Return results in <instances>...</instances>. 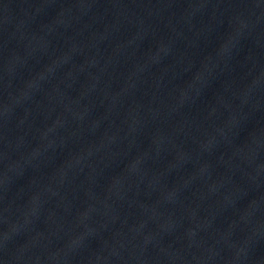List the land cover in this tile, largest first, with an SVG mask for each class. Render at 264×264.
<instances>
[{
	"label": "water",
	"instance_id": "obj_1",
	"mask_svg": "<svg viewBox=\"0 0 264 264\" xmlns=\"http://www.w3.org/2000/svg\"><path fill=\"white\" fill-rule=\"evenodd\" d=\"M0 264H264V0H0Z\"/></svg>",
	"mask_w": 264,
	"mask_h": 264
}]
</instances>
